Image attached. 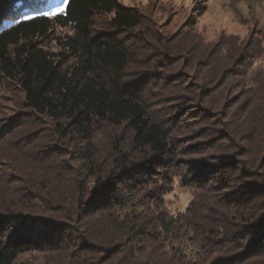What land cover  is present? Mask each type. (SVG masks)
<instances>
[{
	"label": "trees",
	"instance_id": "obj_1",
	"mask_svg": "<svg viewBox=\"0 0 264 264\" xmlns=\"http://www.w3.org/2000/svg\"><path fill=\"white\" fill-rule=\"evenodd\" d=\"M195 12L163 38L146 13L121 0H0V84L14 85L25 120L43 121L62 144L50 151L45 130L6 127L3 139L16 140L30 166L16 160L0 175V264L66 250L64 264H264V74L252 80L255 94L242 85L262 46L236 36L206 43L196 32L206 7ZM103 17L106 28H97ZM182 58L185 69L203 70L196 95L207 93L195 96L203 123H216L214 93L224 108L225 91L242 87L237 110L246 116L230 110L222 132L230 147L240 138L245 149L211 154L221 149L208 140L217 129L178 138L181 104L162 119L154 93L170 86L184 98L185 72L171 70ZM175 178L198 192L176 216L165 208ZM65 232L80 245L69 247ZM168 241L190 243L193 254Z\"/></svg>",
	"mask_w": 264,
	"mask_h": 264
},
{
	"label": "rangeland",
	"instance_id": "obj_2",
	"mask_svg": "<svg viewBox=\"0 0 264 264\" xmlns=\"http://www.w3.org/2000/svg\"><path fill=\"white\" fill-rule=\"evenodd\" d=\"M121 3L124 6L135 7L146 13L151 19V22H153L150 25L153 24L152 27L155 34H160L163 38L164 36L169 38L175 34L188 18L196 14V12L194 13L195 9L201 6L206 7V12L198 19L196 27V32L202 36L206 43L216 42L222 36H236L238 37L239 42L242 41L244 44L248 45L251 42L254 46H257L258 44L262 46V53L257 54L255 58L250 61L249 70L247 72V82L242 84L245 88V94L252 95L253 93H256L257 87L252 80L259 79L260 74H264V0H121ZM108 19V17L98 18L97 28H106ZM65 32L66 31L61 32L59 30L57 35L60 36ZM47 45L50 50H58L56 43L53 41H49ZM148 54L150 55V52ZM185 62L186 59L182 58L179 65L171 69L172 72L180 71L181 73L185 72L187 74L183 73L184 85L181 93L184 95V98L179 99L173 97L175 95H180V93L172 90V87L170 86L167 87L166 90L161 88V92L155 91L156 93H154V96H160L159 99L163 100L156 109L160 112V116L162 115V119H165L170 117V114L174 112V108H176L175 105L173 110H171L169 109V106H174V104H181L183 107L185 106L186 111H184V114L186 115L181 119L184 120V130L178 133L177 137L184 138L191 134L190 132L192 131L206 135L214 129L221 130V133L217 132L215 133V136L212 135L210 137L211 139H208L209 142L215 143L217 147H221V149H213L210 153L217 156L230 157L234 154L236 149L246 146L243 139H240L239 137L234 144V147H230L231 144L223 138V132L230 127L229 117L227 116L229 111L237 110L241 105V103L239 104L240 100H243L244 102V98L240 99L242 96V93L240 92L242 87L233 88L231 85L229 86L231 88L224 93V96L227 97L228 101L224 102V108L218 107V101L221 100L218 94L219 91L214 93L213 100H215V103L217 102V106L210 110V116H212V119L210 120H214L216 123L213 125L212 123H210L211 125L203 123L200 118L204 116L205 113H202L204 111L202 110V107L197 104L196 99L197 97H201V99L204 100L205 94L207 93L201 92V95H196V92L199 90V80L197 79V76L198 74H201L203 70L199 69V72L189 71V69H185L184 67ZM151 90L153 89L145 87L146 95H148L147 97L150 99V102L152 96ZM201 90L206 91V88H202ZM211 91L212 89L209 90V92ZM191 100H195V102H190ZM236 114L238 116H246L244 115L245 112L240 109L237 110ZM246 114L248 116V112ZM25 115L26 109L22 94L19 90L12 84H0V175L6 165H9L16 160L23 168L27 169L30 166V162L27 163V161H25L27 156L22 151V146L16 143V140L3 139L6 134V127H13L14 125L12 124L22 123L23 127L20 131L24 130V132L27 133L45 130V136L47 135V137L43 142H45L47 146L46 148L51 149L50 151L55 150L53 147L57 148L58 146H62L60 143H54L52 135L50 136L52 130L50 131L43 121H36V123L26 121ZM244 118H241V124H243L242 120ZM194 120H197V122H193ZM188 122L193 123L190 125ZM247 140L249 144H247V146L251 145V148L254 147L257 149L253 137H250V139L247 137ZM64 150H68V147H65ZM237 158L242 157H239L238 155ZM260 158L261 153L255 159H258L257 162H259ZM244 159H246V157H244ZM64 162L68 163V160ZM253 162L255 164L257 163L255 161ZM77 166L78 163L74 165L73 169L76 170L78 168ZM197 193V190L194 188L184 187L183 181L180 178H175L173 192L165 197V208L174 216L185 213L191 203L195 201ZM65 233L66 236L64 235V240L69 247L73 249L80 245L77 242L78 239H74L75 235L72 232ZM190 235L191 233L188 234V236ZM167 244L173 247L183 246L184 254L189 258L193 254V245L190 243L184 241L183 243H180L179 241H168ZM68 258L69 251L67 250L49 253L48 255L32 254L23 256L18 264H64Z\"/></svg>",
	"mask_w": 264,
	"mask_h": 264
},
{
	"label": "snow or ice",
	"instance_id": "obj_3",
	"mask_svg": "<svg viewBox=\"0 0 264 264\" xmlns=\"http://www.w3.org/2000/svg\"><path fill=\"white\" fill-rule=\"evenodd\" d=\"M65 3H66V0H65ZM60 11L63 12V11H64V8L61 7V8H60ZM26 18H30V17H26Z\"/></svg>",
	"mask_w": 264,
	"mask_h": 264
}]
</instances>
